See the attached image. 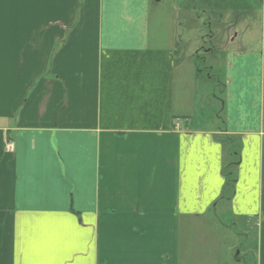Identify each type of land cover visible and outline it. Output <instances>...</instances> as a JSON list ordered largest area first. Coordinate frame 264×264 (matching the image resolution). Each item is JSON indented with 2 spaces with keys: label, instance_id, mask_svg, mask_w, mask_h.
<instances>
[{
  "label": "crops",
  "instance_id": "obj_1",
  "mask_svg": "<svg viewBox=\"0 0 264 264\" xmlns=\"http://www.w3.org/2000/svg\"><path fill=\"white\" fill-rule=\"evenodd\" d=\"M166 1L0 0V264H223L225 231L264 264V0L213 120L193 52L152 30Z\"/></svg>",
  "mask_w": 264,
  "mask_h": 264
},
{
  "label": "rangeland",
  "instance_id": "obj_2",
  "mask_svg": "<svg viewBox=\"0 0 264 264\" xmlns=\"http://www.w3.org/2000/svg\"><path fill=\"white\" fill-rule=\"evenodd\" d=\"M169 1L170 0L164 2V6L166 7L165 9H159L155 3L152 4V30L154 33H158L161 29L165 31L168 30L169 34H171L173 37L175 36V39L180 40L181 43L184 42V47L187 49V53L191 51L193 52L192 58L195 61L196 69L201 71V80L200 84H198L201 91V101L199 100V105L202 106V108H205V116L210 117V119L208 120H213L212 118L217 115V108L211 103L207 104L205 102V99L210 96L214 97L215 95L220 94V88H215L216 83L214 84L213 82L217 80V76H219L218 74H223L224 69L221 65L223 62L222 55L224 47L227 45L229 35L231 33L233 34V38L235 41L234 48H237L241 42L252 36L250 34L253 31V33L255 34H252L255 37L259 36L260 26L258 20H256L255 18V14H253L252 18L250 19V16L252 14L251 11H241L239 9V7H250L253 0H227L225 2L221 1L219 5L221 6L220 9L222 8L221 10L223 11H221V13H219V15L215 17L210 16L208 7L213 6L215 2L217 4L218 0H186L191 6V9H193V11H195V13H197L198 15L195 18H199L197 20L200 28L199 31L197 30V25L195 28L189 27L190 29L188 27L181 28L179 25V16H174L172 14L173 11L169 9ZM249 2L251 3V5H249ZM192 6L196 7L197 10H195V8ZM186 14L187 13H185L184 15L183 12V15H181V19H183L184 17L186 18ZM243 19L249 21V24L251 25L250 28H244L241 25L239 26L241 20ZM208 21H210V23L212 24L211 26L207 24ZM191 34L193 35V39L196 38L197 34L200 35V39L198 40V42L197 40L193 42V39L191 42ZM207 49H217L216 51H218V53H216L214 57H209L204 53V50ZM199 50L201 51V53H198ZM210 78H212V80ZM225 233L227 234V236H225V240L224 238L222 240L223 264H237L235 262V258L239 254L242 245L240 244V247L237 248L232 254L225 253V250L229 248V237H232L230 232L225 231Z\"/></svg>",
  "mask_w": 264,
  "mask_h": 264
}]
</instances>
